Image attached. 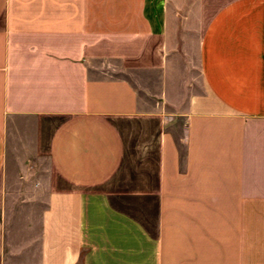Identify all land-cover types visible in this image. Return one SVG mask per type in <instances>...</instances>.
I'll return each instance as SVG.
<instances>
[{"label": "crops", "instance_id": "crops-1", "mask_svg": "<svg viewBox=\"0 0 264 264\" xmlns=\"http://www.w3.org/2000/svg\"><path fill=\"white\" fill-rule=\"evenodd\" d=\"M0 264H264V0H0Z\"/></svg>", "mask_w": 264, "mask_h": 264}, {"label": "rangeland", "instance_id": "rangeland-1", "mask_svg": "<svg viewBox=\"0 0 264 264\" xmlns=\"http://www.w3.org/2000/svg\"><path fill=\"white\" fill-rule=\"evenodd\" d=\"M123 134L125 136L126 139V153L128 154V156H130V154L133 153H138L139 149L138 147L140 145L145 146L148 142V137L146 135L147 132V128L144 127L142 130V133H138L136 134L134 137H132L130 135V133L128 131H126V127L125 125L121 126ZM140 152V151H139ZM127 156V158H129ZM130 167V163H127V161L125 162L123 168L120 170V172L116 175V177L107 185V188L115 191V192H123V191H127L128 189V185L130 184L129 182H123V176L124 174H128L129 172V168ZM127 177V175H126Z\"/></svg>", "mask_w": 264, "mask_h": 264}]
</instances>
